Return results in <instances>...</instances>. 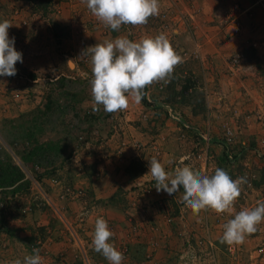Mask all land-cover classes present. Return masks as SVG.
<instances>
[{"label": "crops", "instance_id": "1", "mask_svg": "<svg viewBox=\"0 0 264 264\" xmlns=\"http://www.w3.org/2000/svg\"><path fill=\"white\" fill-rule=\"evenodd\" d=\"M171 1L174 0H159L160 8ZM176 4L188 16L191 32L180 25L174 35L160 26L156 15L146 24L135 26L132 33L123 28L113 31L91 13L84 0H0V22L7 20L12 24L9 38H15L14 46L23 52L25 70L31 75L28 80L0 76V120L45 106L50 101L49 89L70 88L67 83L72 79L79 80L80 86L72 87L69 100L58 97L56 103L79 105L78 110L95 122L85 131L98 129L96 136H89L91 142L87 145L92 146L73 151L72 159L66 163L56 159L42 166L45 173L40 179L49 182V169H54L58 194L52 195L53 208L61 219L57 228L68 227L73 236L77 234L73 250L82 252L87 264H109L92 245L98 217L107 220L113 232L110 242L124 255L122 264H185L191 258L189 254L182 257L189 239L202 259L195 264H264V257L249 258L250 249L263 240L264 222L257 225L256 232L245 236L237 258L231 257L226 243H221L218 213L208 209L197 215L187 208L182 220L168 222L167 214L178 209L184 190L181 187L172 195L157 191L156 181L148 174L153 156L172 174L175 163L195 151L200 142L199 129L206 131L202 150L207 160L197 163L194 171L211 176L216 168L232 169L222 161L231 149L238 164L253 166L255 160H250L247 142L253 139L261 144L264 140V0H177ZM229 12L241 16L240 33H234L232 23L226 22L225 14ZM54 25L58 27L55 29ZM160 33L168 36L182 62L165 80L144 89L147 103L130 101L116 131L109 129L108 124L100 129L98 120L111 113L105 112L102 105L98 106L99 111H93L89 48L121 36L140 41ZM183 50H188L190 57L188 54L185 58ZM244 51H252L257 59L241 62L238 67L231 65L233 56ZM190 77L204 85L207 95V111L196 115L184 98L188 94H180ZM158 83H163L164 89ZM78 90L81 95H77ZM253 106L256 111H249ZM171 109L179 110L180 120L172 116ZM186 121H191V126ZM224 124L240 129L242 136L236 139V145H225L219 140ZM56 151L61 153L60 147ZM237 178L240 176L236 174L233 180ZM150 184L153 190L147 193L145 187ZM262 189L247 191L242 195L244 199L240 195L224 219L228 221L240 210L264 202ZM43 195L42 206L49 205L50 194ZM46 210L41 208L35 219L46 218ZM59 239L56 236L52 243L56 252L65 245ZM12 243L5 254L8 258H2L4 264H14L27 256L21 246Z\"/></svg>", "mask_w": 264, "mask_h": 264}, {"label": "clouds", "instance_id": "2", "mask_svg": "<svg viewBox=\"0 0 264 264\" xmlns=\"http://www.w3.org/2000/svg\"><path fill=\"white\" fill-rule=\"evenodd\" d=\"M91 13L113 31L121 25L140 26L159 14V0H84ZM12 24L0 22V76H14L18 61L23 62L22 53L15 48V38H9ZM91 52L90 80L93 111L100 105L107 113L127 110L130 101L139 103L145 95L144 89L154 82L165 80L182 62L168 36L160 33L132 41L127 37L106 40L89 48ZM170 174L164 164L153 156L149 160V173L156 181L157 191L169 195L184 190L182 202L194 214L211 209L216 213L231 212L235 201L241 195L240 185L244 178H233L229 173L216 168L209 176L184 165L183 158ZM264 222V202L253 208H245L224 225L221 243L229 246L243 243L245 236L257 231V225ZM113 232L103 217L95 220L92 245L94 251L102 254L109 264H122L123 253L110 242ZM33 255L24 257L23 264H42L38 248ZM14 264H22L17 259Z\"/></svg>", "mask_w": 264, "mask_h": 264}, {"label": "rangeland", "instance_id": "3", "mask_svg": "<svg viewBox=\"0 0 264 264\" xmlns=\"http://www.w3.org/2000/svg\"><path fill=\"white\" fill-rule=\"evenodd\" d=\"M226 14L225 18H227ZM189 28L190 27H187L186 30H189ZM192 28L193 26L191 24V29ZM125 29L126 28H124V30ZM134 29L135 26H132L129 30L125 31L132 33L134 32ZM21 53L23 54V52ZM194 53L197 54V52ZM242 54V62L246 60L257 59L255 58L256 55H253L252 51H244ZM25 64L26 60L24 56L22 68L27 77L23 78L28 80L31 79V75H29V73L25 70ZM232 64L233 63L231 62V65ZM189 79L192 82L194 81L196 84L190 87V91L194 90L192 96L187 95L184 96V98L186 101L191 103L192 111L195 115L196 113H203L207 111L208 107L206 89L204 88V85H201L198 82L197 78L190 77ZM65 82L66 81H64V83ZM185 84L188 85L187 80ZM185 84L183 86H185ZM67 85L70 88L60 90L56 87H53L49 89L48 97L50 98V101L45 106L40 107L38 105L29 113L0 120V167L4 168L6 171L11 166H17L24 176V178L19 182H16L15 185L6 189L1 187L2 189H0V214H2L4 218L2 219L0 217V262L2 264L5 263L2 258H8V256H5V254L7 252L9 242L11 241L14 242L12 243L14 246H21V252L25 253L23 251H26L27 256L34 254L33 249L36 245L40 251L42 264H87L84 261V258H82L83 253L79 252L78 249L73 250V248L77 246V234L75 233V236H73L68 227L63 226L57 228V223L58 221L61 222V219L56 215V212L53 208L55 200L52 195L54 193L58 194V184L54 179V169H49V182L44 181L43 183L40 180L42 175L45 173L41 164H52V162H54L56 159H58V161L61 163L70 161L72 159L71 156L73 151H75L76 145L79 143L78 137L80 135L86 136L87 131L85 130H87L88 126L95 123L94 120L89 121L91 118L86 117L85 113L78 110L80 107L79 105L76 106L70 103L58 105L56 103V98L58 97L69 100L73 95L71 90L72 87H79L80 81L74 80L73 82L72 79H69ZM77 93V95H81L82 92L81 90H78ZM34 94H39V91H34ZM180 94L186 95L184 93ZM248 110L256 111V108L253 106V109ZM113 114L114 113H111L108 115V118H103L101 120L96 118V121L98 120L99 123L98 127L101 129V127L104 126L105 128V126L108 124L109 129L116 131L118 129V122H120V120L125 117V113L122 112L121 114H118L116 118ZM186 124L191 126V121H186ZM113 125L116 127L114 128ZM228 128L234 131V138L227 142L224 133ZM199 130L200 131L197 136L200 142L197 143L195 148L198 147L201 149L203 148V137L201 134L206 131L202 132L203 129ZM87 135L92 136L95 134L88 133ZM241 136L240 129H235L229 124H224L219 140L225 143V145L230 143L229 145L231 146L234 144L236 145V139ZM42 144L51 146L50 153L47 157H42L39 155L30 157V155H28L30 159H25L27 158L26 156L31 147L36 145L41 146ZM247 144L248 145L246 147L251 150L250 160H255L252 166L253 168H249V166L244 163L238 164L239 161L234 158L235 162L230 165L233 166V168L224 169L232 178H234L237 174L240 176V178H244L246 180L245 183L240 185L242 190L240 199L243 198V194H246L247 191L251 192L253 189L263 188L262 192H264V165L262 164L264 162V155H259V152L264 153V140L260 144L259 142L256 143L253 141V139H249ZM87 146H92V144L87 145L86 142H83V148ZM59 147L61 153L60 151H56V149ZM205 160H207L206 157ZM25 179L27 181L29 180L30 184L23 185ZM47 192L50 194L52 200L49 199V205L42 206L43 203H41L40 200L41 194L43 195ZM44 200L45 199L43 197L42 202H45ZM41 208L42 211L47 209L45 213L48 217H37L38 219H35L36 213L41 214L39 211ZM11 222L12 224L14 223L13 226L10 225ZM42 222H46L47 224L45 225ZM56 236L62 239L65 244L64 248L60 252H56L54 247H52V243L55 242ZM23 246H25V250L23 249ZM259 246H264V237L259 244H256V246L250 249L251 252H254ZM240 247L242 249L241 245ZM20 259L23 262V258L21 257ZM6 264L12 263L8 261Z\"/></svg>", "mask_w": 264, "mask_h": 264}, {"label": "built area", "instance_id": "4", "mask_svg": "<svg viewBox=\"0 0 264 264\" xmlns=\"http://www.w3.org/2000/svg\"><path fill=\"white\" fill-rule=\"evenodd\" d=\"M177 0L171 1L166 7L160 8L159 9V14L156 15L158 22L160 23V26L165 29L170 31L171 33H173L174 35H176L177 33V29H179L180 25L184 26V27H190L189 28V32H191V25L190 22L188 20V16L184 13L183 10H179L176 4ZM260 3H263V0H259ZM227 18L226 22L227 23H232V25L234 26V33H240V29L242 28V21H241V16L235 12H229L226 14ZM132 27V25H121V28H126V30H129ZM183 56H185V58L187 57V55L189 54V52L187 50H183L182 51ZM22 57L24 58L23 54ZM243 54L242 52H237L233 58H232V63L233 65H235V67H238V64L242 62V58ZM23 62L18 61L16 63V69H17V73L16 75H14V77H18V78H25L27 77L25 72L23 71ZM158 87L160 89H164V84L163 83H158ZM125 113V111H122ZM122 112H116L114 113V117L116 118V116L118 114H121ZM171 113L172 116L178 120H180L181 118V114L180 112H178V110H174L171 109ZM114 126V125H113ZM186 126V125H185ZM116 126H114L115 128ZM98 129L92 130L90 132H86V136L80 135L78 137V145H76L75 151H78L81 149V147L83 146V142L85 143H89L90 137L87 135L88 133H92L95 134L97 133ZM94 136V135H93ZM92 136V137H93ZM201 136L204 138L205 135L201 134ZM225 139L226 141H230L232 140V138H234V131L230 128L227 129V131L224 133ZM230 143H228L229 145ZM229 158L233 161V163L235 162L234 160V154L235 151H233V149L227 151ZM260 156H263L264 153L259 152ZM205 160V157H203V150L202 148L199 149L198 147L195 149V151H193L190 155H188L185 159H183L184 161V165L190 166L191 168L195 167V165L197 163H199L201 160ZM181 160V159H180ZM178 160L174 167L177 166H183V165H179V161ZM0 189H2L0 187ZM153 190V184L148 185L147 187H145V191L147 193L152 192ZM179 207L177 210H175L174 212H170L169 214H167V221L170 223H173L176 218H180L181 220L184 218V212L187 209V207L185 206V204L182 202V197L181 200L179 201ZM177 211V213H176ZM218 221L220 223V226L222 228V232H224V225L227 223V221L224 219L225 218V213H218ZM223 236V233H222ZM226 246V252L228 253V255H230L231 257H236L238 256V254L241 252V247L239 244H234L232 246L229 245H225ZM34 248H38L36 245L34 246ZM198 252L196 250V246L194 245V243H192L190 241V239L188 241H186V249L184 250V252L182 253V257H185L189 254L190 255V261L186 260L184 263L185 264H195L200 262V257L198 256ZM260 257H264V246H259L254 252H250V259L254 260V259H259ZM44 264H48V263H44ZM241 264H247V263H241ZM248 264H252V263H248Z\"/></svg>", "mask_w": 264, "mask_h": 264}, {"label": "trees", "instance_id": "5", "mask_svg": "<svg viewBox=\"0 0 264 264\" xmlns=\"http://www.w3.org/2000/svg\"><path fill=\"white\" fill-rule=\"evenodd\" d=\"M54 27L56 29V27H58V26L54 25ZM252 57H253V55H252ZM187 83H188V85L185 84V86H183L181 93L188 94L189 96H192V93L194 90L190 91V87L194 86L196 83L194 81L192 82L191 80H189V81L187 80ZM142 100H143V102L147 103L146 93L143 96ZM50 149H51V146L50 145L47 146V144H45V145L42 144L41 146L36 145V146L31 147L29 149L28 154L26 156L27 158H25V159L26 160L30 159L28 155H30V157L35 156V155L47 157L50 153ZM234 157H235V159H237L236 155H234ZM222 161H223V163L228 164V165L233 164V161L231 159H229L228 152H225L224 156L222 157ZM49 164H51V163L41 164V166H46ZM23 178H24V176H23L22 172H20V170L18 169L17 166H11L6 171L4 170V168L0 167V187H2L4 189L15 185L16 182H19ZM28 184H30V181L29 180L27 181L25 179L23 182V185H28ZM0 217L2 219H4L2 214H0Z\"/></svg>", "mask_w": 264, "mask_h": 264}]
</instances>
